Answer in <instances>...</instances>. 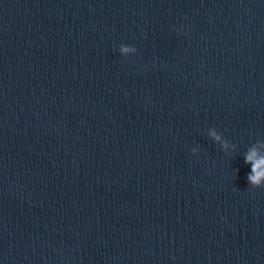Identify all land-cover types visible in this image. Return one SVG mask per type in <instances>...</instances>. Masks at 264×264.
Returning a JSON list of instances; mask_svg holds the SVG:
<instances>
[{
  "label": "water",
  "instance_id": "1",
  "mask_svg": "<svg viewBox=\"0 0 264 264\" xmlns=\"http://www.w3.org/2000/svg\"><path fill=\"white\" fill-rule=\"evenodd\" d=\"M249 153L264 0H0V264H264Z\"/></svg>",
  "mask_w": 264,
  "mask_h": 264
},
{
  "label": "clouds",
  "instance_id": "2",
  "mask_svg": "<svg viewBox=\"0 0 264 264\" xmlns=\"http://www.w3.org/2000/svg\"><path fill=\"white\" fill-rule=\"evenodd\" d=\"M121 51L127 52L128 49L122 48ZM245 163L252 166V171L247 176L249 184L255 185L257 188L261 187V179L264 177V172L261 171V169H264V157L255 158L254 153H249L245 156Z\"/></svg>",
  "mask_w": 264,
  "mask_h": 264
}]
</instances>
